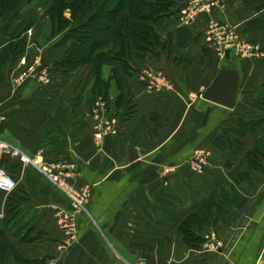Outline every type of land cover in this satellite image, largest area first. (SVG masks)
I'll return each mask as SVG.
<instances>
[{"label":"crops","instance_id":"1","mask_svg":"<svg viewBox=\"0 0 264 264\" xmlns=\"http://www.w3.org/2000/svg\"><path fill=\"white\" fill-rule=\"evenodd\" d=\"M198 1L173 0L172 15L156 28L163 44L173 36L171 50L133 56L123 86L114 79L119 63L104 70L107 98L98 94L94 79L82 78L85 73L53 67L69 44L57 46L62 34L43 37L47 7L0 21V56L21 22H36L21 56L0 64V139L47 168L64 167L75 188L90 189L76 219L78 239L70 244L59 225V211H71L69 198L36 166L23 171L19 213L5 236L29 264H264V170L251 169L246 160L263 138L264 124L241 139L242 150L228 143L241 120L261 114L264 29H256L255 21L264 18V0H216L210 13L185 25L181 13ZM213 22L233 28L243 47L234 59L241 73L234 110L203 99L223 61L208 38ZM40 58L48 83L33 72ZM145 74L165 83L151 87ZM130 100L135 110L127 117ZM105 122L117 133L105 132L99 141ZM221 136L227 146L218 143ZM240 174L249 177L239 181ZM224 191L232 204L222 217L214 205ZM0 194L5 214L8 196ZM206 207L218 221L202 234L214 235L217 252L206 241L194 248L180 228Z\"/></svg>","mask_w":264,"mask_h":264},{"label":"trees","instance_id":"2","mask_svg":"<svg viewBox=\"0 0 264 264\" xmlns=\"http://www.w3.org/2000/svg\"><path fill=\"white\" fill-rule=\"evenodd\" d=\"M29 0H0V19L17 11L19 6ZM26 4V3H25ZM173 0H55L50 8V23L54 35L62 34L57 46L68 45L65 54L53 65L66 74L81 71L95 80L94 88L99 95L107 98L110 83L104 79V70L112 67L116 62L121 66L114 70V79L121 86L127 76H131L133 68L130 61L133 56L144 59L147 53L154 51L155 46L164 50H171L173 36L166 43H161L155 27L163 26L172 15ZM264 10V6L259 11ZM70 13V17L65 16ZM18 13H16L17 15ZM15 15V17H16ZM18 16V15H17ZM152 24V25H151ZM256 29H264V18L255 21ZM35 22L23 21L11 34V43L1 53L0 64L13 60L14 62L26 50V35L33 29ZM182 34V32H180ZM154 40V41H153ZM186 43L180 41V46ZM142 53H146L143 55ZM96 93V92H95ZM127 117L134 113L132 100ZM261 114L253 120H241L239 126L232 131L230 146L242 150L241 139L249 132H256L264 124V98L259 103ZM227 133H225V136ZM225 136L217 139L222 146H227ZM237 147V148H236ZM246 160L253 170H264V135L257 147L246 154ZM16 163V164H14ZM0 166L12 173L16 178L20 176L21 165L8 157L0 160ZM20 170V171H19ZM249 176L240 174L237 180ZM8 196L5 204L4 229L0 226V264H29L30 260L23 258L10 244L5 236V230L18 216V192ZM232 204V198L223 192L221 202L214 205L217 213L225 217ZM212 207H206L189 216L181 225V232L185 241L194 248H200L205 242L203 228L213 226L218 221L213 219Z\"/></svg>","mask_w":264,"mask_h":264},{"label":"built area","instance_id":"3","mask_svg":"<svg viewBox=\"0 0 264 264\" xmlns=\"http://www.w3.org/2000/svg\"><path fill=\"white\" fill-rule=\"evenodd\" d=\"M214 0H199L197 4H193L188 8L184 9L182 15L186 17L183 18V22L185 25L191 24L199 14L210 13L211 11V3ZM199 5L205 6L202 7V11L195 13V8ZM209 5V6H207ZM195 6V8H193ZM206 10V11H205ZM204 11V12H203ZM208 38L210 43L213 44L216 52L225 59L227 51H234L235 54L242 49V43L239 39L236 31L225 24H220L213 22L208 29ZM39 61V60H38ZM22 64H26V60L22 61ZM37 65V62H35ZM35 69H33V72ZM40 81L48 83L47 74L44 73L39 77ZM143 80L149 83V86L153 87L156 84L158 85L160 81L165 83L160 76L153 77L151 74H145L143 76ZM109 126V127H108ZM99 132L96 135L97 140H102L104 133L108 132L111 134H116L117 132L114 129L113 123L108 122L107 127L102 128V125L99 126ZM4 157H8L13 161H18L21 165V173L18 178H16L12 173L8 172L5 168L0 166V192L5 194L6 196L12 195L17 188L20 186L23 178V171H25L29 166L34 165L38 169H40L47 177L69 198L71 203V211H59V225L64 230L67 235L70 244H73L77 241V217L86 209L87 204L90 201V189L83 188L77 189L71 183L70 173L64 171V167L57 166L53 168H47L40 164L39 162L31 159L27 154L22 152L13 144L0 139V160ZM202 162V160L200 161ZM196 169H200L199 165H196ZM4 214H0V218H3ZM205 241L208 242L207 246L211 251L217 252L220 250L221 246L218 242L215 241L214 235L209 233L205 236ZM52 264V263H51ZM139 264H145V262H141Z\"/></svg>","mask_w":264,"mask_h":264},{"label":"water","instance_id":"4","mask_svg":"<svg viewBox=\"0 0 264 264\" xmlns=\"http://www.w3.org/2000/svg\"><path fill=\"white\" fill-rule=\"evenodd\" d=\"M236 54L227 51L218 74L211 86L205 91L203 99L228 110H234L240 97L241 73L234 65Z\"/></svg>","mask_w":264,"mask_h":264},{"label":"rangeland","instance_id":"5","mask_svg":"<svg viewBox=\"0 0 264 264\" xmlns=\"http://www.w3.org/2000/svg\"><path fill=\"white\" fill-rule=\"evenodd\" d=\"M55 2V0H29V2L28 1H26V2H24L23 4H22V6L20 5L19 6V8H18V10L17 11H13L11 14H8L7 16H6V18L7 17H9L10 19H15L16 17H18L17 15L18 14H20L19 12H21V13H23V11H26V10H29V9H31V13H33V14H35V15H38V13H40V11H46L47 10V12H46V16H48L49 17V19H48V21H47V23H46V25L44 26V28L41 30V32L43 33L42 35H43V37L45 38V39H48V37L51 35V33H52V25H51V23H50V12H49V10H50V8L52 7V5H53V3ZM193 2V1H192ZM195 2V1H194ZM26 3V4H25ZM192 4V3H191ZM195 5L197 4V3H194ZM216 5V0H215V2H212L211 3V10L213 9V7ZM207 6H209V5H207ZM47 7V9L46 10H44V8H46ZM173 7H174V5H173ZM202 7H205V6H202V5H199V6H197L196 8H195V6L193 7V8H195V13H198V12H200V11H202L203 9H202ZM206 11V10H205ZM204 12V11H203ZM211 12V11H210ZM16 13H18L17 15H16ZM204 14H205V12H204ZM15 15H16V17H15ZM181 15H182V13H181ZM65 16L66 17H70V13L69 12H65ZM182 17L183 18H185L186 16L185 15H182ZM1 20H3V19H0V21ZM41 22H42V20H40ZM40 22V23H41ZM35 24H36V22H35ZM1 25V28H3L4 27V25L1 23L0 24ZM152 25V24H151ZM156 28L157 27H155V31H156V33L159 35V32L156 30ZM8 31V30H7ZM6 31V32H7ZM159 40H160V36H159ZM154 41V40H153ZM161 42V41H160ZM155 47H157V48H161V47H159V46H155ZM157 48H155L154 49V51L157 49ZM36 59L38 58V57H35ZM41 59V58H40ZM34 63H35V61H34ZM39 64L40 65H38V66H36L35 64L33 65V68L35 69V71L34 72H36V73H39L40 74V76H42V74H44V73H46L47 72V70H46V66H44L43 64H44V61H42V59H41V61L39 62ZM106 71V70H105ZM49 72V71H48ZM150 73V72H149ZM20 76H22V74L20 75ZM82 78H85V80H91V78L88 76V75H86V76H82ZM19 79V78H18ZM104 79H106L105 78V75H104ZM103 98V97H102ZM102 106H103V108H104V110L106 111V109H107V104H105V101H103L102 102ZM107 127V123L105 122V128ZM109 127V126H108ZM0 199H2V194H0ZM50 263H52V264H56V262L53 260V261H51Z\"/></svg>","mask_w":264,"mask_h":264}]
</instances>
